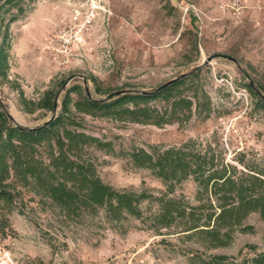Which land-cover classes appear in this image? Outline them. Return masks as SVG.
Wrapping results in <instances>:
<instances>
[{
	"label": "rangeland",
	"instance_id": "obj_1",
	"mask_svg": "<svg viewBox=\"0 0 264 264\" xmlns=\"http://www.w3.org/2000/svg\"><path fill=\"white\" fill-rule=\"evenodd\" d=\"M91 5L95 17L83 45L67 63L54 60L43 50L44 38ZM22 7L6 33L0 104L23 126L51 117L52 111L37 107L48 90L55 94L57 113L65 91L76 84L94 97L100 96L95 85L102 91L147 90L205 63L202 75L213 105L206 120L159 127L80 115L86 132L112 144L111 152L87 149L103 182L159 194L162 182L134 168L126 152L190 138L239 168L241 155L249 164L264 165V113L252 109L245 88L252 81L264 93V0H33ZM13 13L0 12L1 28ZM194 191L188 179L176 194L192 199ZM16 202L11 212L0 211L9 222L0 247L16 264H202L209 255L226 256L222 264H255L253 258L264 252V220L256 213L246 219L253 233H236L229 246L205 250L172 228L156 233L132 216L119 222L107 221L102 212L65 218L27 190ZM141 207L145 214L156 208L147 201Z\"/></svg>",
	"mask_w": 264,
	"mask_h": 264
},
{
	"label": "trees",
	"instance_id": "obj_2",
	"mask_svg": "<svg viewBox=\"0 0 264 264\" xmlns=\"http://www.w3.org/2000/svg\"><path fill=\"white\" fill-rule=\"evenodd\" d=\"M32 1L0 0V12L15 9L0 27L1 77H6L9 22L23 12L24 3ZM203 67L205 63L195 65L147 90L102 91L95 85L98 97L76 84L65 91L57 113L55 94L48 90L37 107L52 111V115L34 127L15 123L6 106L0 104V211L11 212L17 197L27 190L41 203L57 208L65 218L102 212L107 221L119 222L132 216L143 220L156 233L172 228L205 250L229 246L236 233H253L254 227L246 219L256 213L264 220V165L249 164L241 155L237 159L239 168L211 145L203 146L194 138L179 145L133 148L126 152L131 165L149 170L164 186L159 194H154L117 189L103 182L87 153L90 147L107 152L113 147L109 141L86 132L80 115L159 127L208 119L213 105L204 85ZM245 88L252 97V109L264 113L262 86L248 81ZM188 179L195 184L192 199L176 194ZM144 201L156 208L145 214L141 207ZM8 226V218L2 214L0 233L4 234ZM225 259L224 255H209L202 264H222ZM253 262L264 264V252Z\"/></svg>",
	"mask_w": 264,
	"mask_h": 264
},
{
	"label": "built area",
	"instance_id": "obj_3",
	"mask_svg": "<svg viewBox=\"0 0 264 264\" xmlns=\"http://www.w3.org/2000/svg\"><path fill=\"white\" fill-rule=\"evenodd\" d=\"M96 5L89 10L75 11L72 21L54 28L43 42V50L61 63H67L70 57L83 45L84 32L91 26L95 17ZM0 264H16L8 251L0 247Z\"/></svg>",
	"mask_w": 264,
	"mask_h": 264
}]
</instances>
